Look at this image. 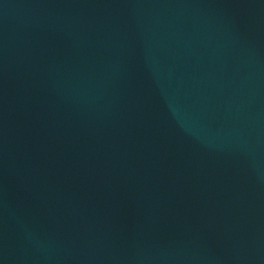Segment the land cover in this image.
<instances>
[{
	"label": "water",
	"instance_id": "95a60500",
	"mask_svg": "<svg viewBox=\"0 0 264 264\" xmlns=\"http://www.w3.org/2000/svg\"><path fill=\"white\" fill-rule=\"evenodd\" d=\"M0 264H264V0H0Z\"/></svg>",
	"mask_w": 264,
	"mask_h": 264
}]
</instances>
